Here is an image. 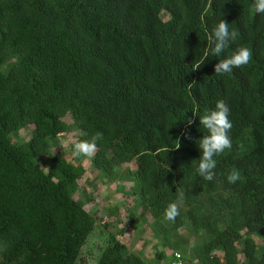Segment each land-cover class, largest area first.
Instances as JSON below:
<instances>
[{"label":"trees","instance_id":"obj_1","mask_svg":"<svg viewBox=\"0 0 264 264\" xmlns=\"http://www.w3.org/2000/svg\"><path fill=\"white\" fill-rule=\"evenodd\" d=\"M253 3L0 0V264H77L94 231L95 218L73 198L83 170L50 148L68 131L66 117L77 140L102 133L91 161L103 176L135 164V193L173 252L197 264H264V14ZM221 19L238 39L196 68ZM241 46L250 62L215 74ZM220 99L232 147L214 157L207 181L196 173L197 142L208 134L199 119ZM27 125L29 139L13 142ZM232 168L236 184L227 181ZM181 192L169 221L165 209ZM109 235L96 264L167 260L159 251L147 261Z\"/></svg>","mask_w":264,"mask_h":264},{"label":"rangeland","instance_id":"obj_2","mask_svg":"<svg viewBox=\"0 0 264 264\" xmlns=\"http://www.w3.org/2000/svg\"><path fill=\"white\" fill-rule=\"evenodd\" d=\"M65 122L68 131L51 140L50 148H53V152L55 148H60L83 170V175L77 181L73 192V198L81 202L83 208L96 220L94 231L82 247L77 264H96L110 233L116 234V241L124 245L127 252H135L147 261L154 260L155 254L159 251L169 256L174 250L171 248L172 237L166 233L167 236L163 238L166 234L161 231L160 225L154 224L150 213L143 208L139 196L135 193L136 184L131 178L135 164H123L111 172L109 177L103 176L93 167L91 158L77 159L71 156L70 146H65L63 141L77 140V131L69 117H66ZM33 130L32 125H27L17 134L10 135V138L13 142L24 143ZM47 160V157H43L38 162L44 170ZM122 229L123 233L117 234ZM179 234L185 233L179 230ZM255 241L257 244L260 243L258 240ZM242 258L239 254L238 259Z\"/></svg>","mask_w":264,"mask_h":264},{"label":"clouds","instance_id":"obj_3","mask_svg":"<svg viewBox=\"0 0 264 264\" xmlns=\"http://www.w3.org/2000/svg\"><path fill=\"white\" fill-rule=\"evenodd\" d=\"M254 12L257 14H264V0H254L253 3ZM239 33L236 30H229V23L221 19L212 31L209 37V47L205 51L204 59L201 60L198 68L209 55L213 57H219L229 47L230 42H234L238 39ZM252 59L251 51L244 46L239 47L229 57L219 60L214 65V72L217 75H223L230 73L234 68H242L246 66ZM195 68V69H196ZM194 69V70H195ZM230 108L224 99H220L216 102L214 110L208 114L203 115L199 119V124L202 125L208 132L199 139L198 146L201 151L199 158V164L196 168V173L203 177L207 181H212L214 177L213 169L216 167L217 161L215 156L223 153L226 149H231L232 141L229 136L233 125L229 119ZM194 116V115H193ZM194 120L187 118L185 126L192 125ZM85 135H87L85 133ZM102 139V133L97 132L90 140H65L63 144L70 146L71 156L73 158H92L97 151V142ZM180 147L177 141L176 148ZM242 177L236 168H232L227 174V181L230 184H236L241 181ZM184 202V193L178 194L176 201L169 203L165 209V218L169 221H175V218L179 215L180 207Z\"/></svg>","mask_w":264,"mask_h":264},{"label":"built area","instance_id":"obj_4","mask_svg":"<svg viewBox=\"0 0 264 264\" xmlns=\"http://www.w3.org/2000/svg\"><path fill=\"white\" fill-rule=\"evenodd\" d=\"M167 260L163 264H197L195 261L190 260L188 257L183 256L179 252H171L167 256Z\"/></svg>","mask_w":264,"mask_h":264}]
</instances>
